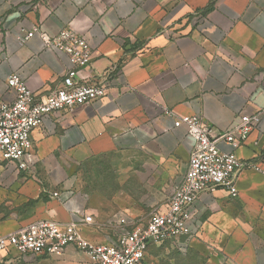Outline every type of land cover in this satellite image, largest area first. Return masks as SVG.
<instances>
[{
    "label": "crops",
    "instance_id": "1",
    "mask_svg": "<svg viewBox=\"0 0 264 264\" xmlns=\"http://www.w3.org/2000/svg\"><path fill=\"white\" fill-rule=\"evenodd\" d=\"M33 26L51 38L62 29L85 37L91 60L75 79L104 82L106 92L42 119L31 132L30 170L16 174L0 163V235L39 219L66 223L82 210L93 219L79 227L85 238L114 239L117 217L140 219L134 216L145 206L162 208L180 182L194 139L177 120L198 115L219 133L241 115L259 113L235 149L253 166L238 174L235 196L217 187L198 195L191 212L200 230L191 244L205 264H264V0H0L1 102L15 97L6 84L11 74L39 100L71 69L39 32L22 40ZM119 153L127 154L129 189L144 190L129 194L127 215L116 211L117 199L94 197L73 176L89 159ZM33 256L90 264L74 247Z\"/></svg>",
    "mask_w": 264,
    "mask_h": 264
},
{
    "label": "built area",
    "instance_id": "2",
    "mask_svg": "<svg viewBox=\"0 0 264 264\" xmlns=\"http://www.w3.org/2000/svg\"><path fill=\"white\" fill-rule=\"evenodd\" d=\"M36 32L46 45L67 55L71 69L61 87L39 100L21 76L11 74L7 77L6 84L15 97L11 102L0 101V163L16 174L33 167L31 132L46 115L60 110L71 112L76 106L88 105L103 97L106 92L104 82L87 84L75 79L76 69L87 66L91 60V47L85 37L62 29L51 38L33 26L22 40ZM163 112L170 114L167 109ZM259 121V113L244 114L237 123L214 133L198 115L177 120L175 124L185 125L187 133L194 139L180 182L166 204L162 208H153L145 219L117 217L119 228L114 239L95 243L85 238L79 227L92 223V216L75 210V220L61 223L39 219L0 235V253L55 256L67 247H74L87 255L90 264H141L151 245L178 241L186 247L200 230L199 222L191 212L198 195L216 187L226 189L231 196L237 194L235 179L242 169L253 165L239 159L235 149L245 143ZM220 143L228 145L230 150H221Z\"/></svg>",
    "mask_w": 264,
    "mask_h": 264
},
{
    "label": "rangeland",
    "instance_id": "3",
    "mask_svg": "<svg viewBox=\"0 0 264 264\" xmlns=\"http://www.w3.org/2000/svg\"><path fill=\"white\" fill-rule=\"evenodd\" d=\"M127 154L91 158L73 169L76 184L96 198H114L120 204L119 209L127 215L130 208L129 194H144V190L129 189ZM1 167V165H0ZM116 204L115 200H113ZM125 206V207H124ZM154 207V206H153ZM153 207L145 206V213L139 217L145 219ZM125 208V209H124ZM192 240V239H191ZM188 241L186 247L178 241H169L152 245L141 264H205L206 256ZM0 264H52L50 258L11 253L0 254Z\"/></svg>",
    "mask_w": 264,
    "mask_h": 264
},
{
    "label": "trees",
    "instance_id": "4",
    "mask_svg": "<svg viewBox=\"0 0 264 264\" xmlns=\"http://www.w3.org/2000/svg\"><path fill=\"white\" fill-rule=\"evenodd\" d=\"M168 242H169V241H168ZM165 243H166V242H165ZM162 244H163V243H162ZM151 246H152V245H151ZM151 246L149 247V249H148V252H149V250H150ZM148 252H147V253H148Z\"/></svg>",
    "mask_w": 264,
    "mask_h": 264
}]
</instances>
